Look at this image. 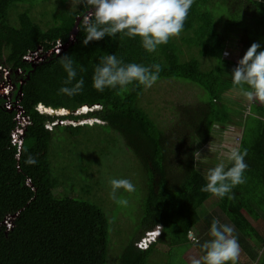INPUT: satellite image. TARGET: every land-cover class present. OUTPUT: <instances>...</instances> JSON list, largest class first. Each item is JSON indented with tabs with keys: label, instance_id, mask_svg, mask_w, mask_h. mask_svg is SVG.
Masks as SVG:
<instances>
[{
	"label": "trees",
	"instance_id": "obj_1",
	"mask_svg": "<svg viewBox=\"0 0 264 264\" xmlns=\"http://www.w3.org/2000/svg\"><path fill=\"white\" fill-rule=\"evenodd\" d=\"M38 5L44 10L41 18L33 15ZM89 11L80 0H0V65L25 71L18 99L31 119L18 147L11 137L16 111L0 100V264H107L112 259L118 264L117 258H109L112 220L96 204L70 197L67 189L76 187L75 173L82 168L68 161L62 148L56 152L51 147L58 128L74 135L83 127L95 126H107L109 136L122 138L137 168L150 180L141 228L119 255V264H148L156 244L191 243L188 237L195 228L201 252L200 245L211 239L214 219L235 226L241 248L236 264H264V104L251 103L245 116L244 109L234 110L225 102L226 92L241 87L232 83L238 61L225 57L229 44L242 45L240 59L254 42L264 50V0H194L180 35L152 53L142 47L139 37L123 33L85 46L81 20ZM59 44L66 47L35 67L24 61L31 52L44 55ZM112 54L125 64H160L157 82L180 79L195 84L203 91L200 107L182 106L177 118L164 127L143 106L147 88L137 82L126 91L119 86L97 91L94 69L101 57ZM64 56L71 57L77 73L72 85L84 81L82 90L72 96L59 91L72 86L64 84L68 79L61 63ZM39 105L44 110L64 108L70 114L40 113ZM97 105L101 108L87 115L74 114L84 106ZM86 119L103 123H57L51 130L46 128L59 120ZM227 125L243 128L239 149L247 150L246 182L229 194L235 199L217 197L221 215L202 216L200 209L214 197L200 190L206 185L202 172L215 165L195 162V144H207L216 128ZM60 187L63 194L56 195ZM5 221L13 225L9 232ZM148 232H159L157 242L145 251L138 249L136 243Z\"/></svg>",
	"mask_w": 264,
	"mask_h": 264
},
{
	"label": "clouds",
	"instance_id": "obj_2",
	"mask_svg": "<svg viewBox=\"0 0 264 264\" xmlns=\"http://www.w3.org/2000/svg\"><path fill=\"white\" fill-rule=\"evenodd\" d=\"M80 3L90 8V11L81 20L85 32L83 39L85 46L89 42L100 41L105 37H113L118 33H123L129 38L139 37L142 47L147 52L152 53L157 50L158 46L167 44L170 39L180 35L194 0H80ZM52 53H56V49L44 55L38 51L29 54L40 55L41 61H43ZM61 63L68 77L64 84L72 85L77 73L71 57H62ZM31 64L37 65L39 62H32ZM161 70V65L158 63L150 66L136 63L125 64L115 54L106 55L101 57L100 63L94 69L93 87L100 92L106 88H117V86L122 91H126L128 85L137 82L144 88H151L159 79ZM0 80H5L2 71L0 72ZM232 83L241 86L240 93L248 102L264 104V50H261L259 43H252L238 61L232 72ZM83 84L84 81L81 79L71 87H62L59 91L72 96L82 90ZM244 85H247L248 88H244ZM84 108H88V106L77 110V115H87L88 112L100 109V106L89 107L87 113H79ZM37 110L40 113H48L43 111L42 105H39ZM97 120L93 119V123ZM71 121L72 123L65 125L76 126L73 123L75 121ZM59 122L61 120L57 121V123ZM85 122L80 121L77 125H87L84 124ZM55 124L56 122L49 123L46 128L51 130ZM88 124L91 125V123ZM48 125L51 126L48 127ZM208 150L213 154L218 151V146L213 142L208 146ZM246 156V149L241 151L238 147L231 148L226 154L227 161L231 166L221 161L213 167L204 169L202 175L206 185L202 186L200 190L219 198L228 196L230 200L235 199L234 194H229L237 185L246 182L244 176L248 167L245 163ZM193 158L196 162L208 159L207 157L202 159L201 152L198 150L193 153ZM29 162L35 163L32 158H29ZM109 184L111 187L110 198L120 206H127L128 200L124 197H118L117 193L121 189L127 193L134 192L133 183L129 179L122 178L111 179ZM5 222L11 224L10 221ZM235 231L234 225L222 224L218 219H214L209 231L211 239L200 245L202 254L190 257L189 264H236L240 247L238 239L234 235ZM158 233H146L136 243L137 248L147 250L152 243L157 242Z\"/></svg>",
	"mask_w": 264,
	"mask_h": 264
},
{
	"label": "rangeland",
	"instance_id": "obj_3",
	"mask_svg": "<svg viewBox=\"0 0 264 264\" xmlns=\"http://www.w3.org/2000/svg\"><path fill=\"white\" fill-rule=\"evenodd\" d=\"M23 5L26 8L28 3ZM43 12L44 10L40 5L33 9V15L36 18H41L40 14ZM239 45L237 41L231 46L229 44L225 57L239 61L240 46L242 47V45ZM202 97V89L195 84L180 79L162 80L155 83L151 88H147L142 98V104L165 127L168 122L177 118V111L182 106L192 105L200 107ZM225 102L231 105L234 110L244 109L245 116L249 114L248 110L251 103L241 95L240 89L234 88L226 92ZM75 114L77 115L78 113L76 112ZM97 122L103 123L99 119ZM70 123H72L71 120L61 121L58 124L65 125ZM73 123L77 125L80 122L76 121ZM242 131V127L235 125L216 128L207 144H195V151L201 152V158L207 157L208 159L195 162L216 165L224 161L228 165L226 154L231 148L240 147ZM213 142L218 146V151L212 154L209 152L208 146ZM51 147L56 152H59L60 148H62V155L68 161L73 162L74 166L75 164L80 165L84 171L82 174L83 171L79 170L80 168L78 169L79 171L75 173L77 185L73 190L68 188L67 192L70 197L76 200L89 201L96 204L106 213L109 221L112 220L113 225L110 226L108 237L109 255L112 257L109 258H117L119 264V255H122L131 238L138 234L144 210L148 206L147 201L144 200L149 185L147 173L141 168H137L134 161L135 157L125 147L122 138L108 135L107 126L83 127L76 131L74 135L65 128H58L54 133V141ZM80 152L84 154L80 155ZM87 159L92 160V163L86 162ZM74 166L70 168L73 170ZM122 178L129 179L135 186V191L132 193H127L123 189L117 193L118 197H124L128 200L127 206L118 205L109 195L111 192L109 181ZM63 191L64 189L60 187L55 190V194L61 195ZM218 207V198L215 196L211 197L200 209V214L204 216L207 213L216 212L217 214L215 215H221L222 213ZM258 225L260 227V224ZM10 228H13V226ZM10 230L8 229V232ZM198 233V229L195 228L188 237L191 243L185 242L180 244V246H172L169 241L156 244V251L152 254L148 264H189L190 257L201 255V252L196 247L197 242L194 241L198 238ZM111 244L112 249L110 248ZM239 256H241V253ZM243 259L245 261L246 257L244 256ZM109 262L107 264H115L116 261L112 259ZM250 264L254 263L250 262Z\"/></svg>",
	"mask_w": 264,
	"mask_h": 264
},
{
	"label": "built area",
	"instance_id": "obj_4",
	"mask_svg": "<svg viewBox=\"0 0 264 264\" xmlns=\"http://www.w3.org/2000/svg\"><path fill=\"white\" fill-rule=\"evenodd\" d=\"M63 46L59 44L56 47V51H60ZM42 57L37 54H29L24 57V61L27 63L40 62ZM0 70L3 72L5 80H0V96L3 100V105L9 110H15L16 115L14 116V121L16 122V127L12 131V142L17 144L18 147L22 146L23 136L25 130L29 124H31V119L28 115L25 114L24 109L20 105L19 97L22 96L21 92L18 91V85L22 86V83L25 79V71L22 69H17L15 72L9 69H6L0 65ZM14 75V79H12Z\"/></svg>",
	"mask_w": 264,
	"mask_h": 264
},
{
	"label": "water",
	"instance_id": "obj_5",
	"mask_svg": "<svg viewBox=\"0 0 264 264\" xmlns=\"http://www.w3.org/2000/svg\"><path fill=\"white\" fill-rule=\"evenodd\" d=\"M78 24H79V22H77ZM75 33H76V31H74V35H75ZM66 47V46H65ZM65 47H62V49L60 50V51H56V53H60ZM36 65H34L33 67H35ZM27 79H29V76H28V78ZM25 81H26V79L24 80V82L22 83V85L25 83ZM20 92L22 91V89H21V87H20V90H19ZM89 108V107H88ZM49 109H51L52 110V113H50V115H54V116H58V115H60V113H61V115H63V112H66V114H64V115H67V114H69V112L67 111V110H65L64 108H57V109H54V108H49ZM54 112V113H53ZM47 114H49V113H47ZM98 122L97 121H94V124H97ZM84 124H88V123H84Z\"/></svg>",
	"mask_w": 264,
	"mask_h": 264
},
{
	"label": "bare ground",
	"instance_id": "obj_6",
	"mask_svg": "<svg viewBox=\"0 0 264 264\" xmlns=\"http://www.w3.org/2000/svg\"><path fill=\"white\" fill-rule=\"evenodd\" d=\"M42 109H43V108H42ZM46 109H47V108H46ZM87 110H88V108H84L83 110L79 111V113H81V114H83V113H87ZM43 111H44V112H48V111H49L50 113H52V110H51V109H47V111H45V110L43 109ZM49 112H48V113H49ZM53 113H54V112H53ZM64 114H66V112H63V115H64ZM60 115H61V113H60ZM86 121H87L88 123H91V124L93 123V119H87ZM11 226H13V225L7 222V227H8V229H12V228H10ZM194 241L198 242V239L196 238ZM193 244H194V243H193Z\"/></svg>",
	"mask_w": 264,
	"mask_h": 264
},
{
	"label": "flooded vegetation",
	"instance_id": "obj_7",
	"mask_svg": "<svg viewBox=\"0 0 264 264\" xmlns=\"http://www.w3.org/2000/svg\"><path fill=\"white\" fill-rule=\"evenodd\" d=\"M1 100V99H0Z\"/></svg>",
	"mask_w": 264,
	"mask_h": 264
}]
</instances>
